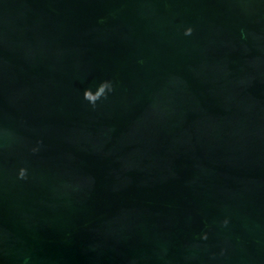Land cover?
Returning a JSON list of instances; mask_svg holds the SVG:
<instances>
[{
  "label": "water",
  "instance_id": "1",
  "mask_svg": "<svg viewBox=\"0 0 264 264\" xmlns=\"http://www.w3.org/2000/svg\"><path fill=\"white\" fill-rule=\"evenodd\" d=\"M0 264H264V0H0Z\"/></svg>",
  "mask_w": 264,
  "mask_h": 264
},
{
  "label": "clouds",
  "instance_id": "2",
  "mask_svg": "<svg viewBox=\"0 0 264 264\" xmlns=\"http://www.w3.org/2000/svg\"><path fill=\"white\" fill-rule=\"evenodd\" d=\"M190 32L191 29L188 30V33ZM107 87L108 84L105 82V83H101L96 93H93L91 90H86L84 93V98L89 100L90 102H95L104 93Z\"/></svg>",
  "mask_w": 264,
  "mask_h": 264
}]
</instances>
